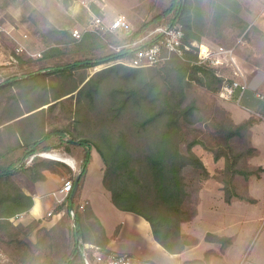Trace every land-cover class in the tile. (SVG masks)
Here are the masks:
<instances>
[{"label":"trees","instance_id":"1","mask_svg":"<svg viewBox=\"0 0 264 264\" xmlns=\"http://www.w3.org/2000/svg\"><path fill=\"white\" fill-rule=\"evenodd\" d=\"M60 1L66 7L74 0ZM249 5L250 0H168L164 8L150 7L152 16L122 37L119 32L82 31L75 38L67 30L48 26L35 32L42 45L39 57L14 53L13 67L22 76L0 83V244L10 264H83V243L110 252L102 225L88 205L80 208L79 203L92 150L101 160V183L111 204L144 219L154 242L169 254L193 244L180 232V224L195 215L187 175L192 178L200 171L201 178L209 177L193 146L209 151L214 161L223 160L217 181L225 203L247 199L235 181L236 177H259L262 172L247 162L255 153L249 142L253 120L234 124L220 106L190 95L193 85L216 93L223 81L213 67L198 62L195 49L186 58L172 56L147 68L116 64L93 74L87 70L131 57L128 50L112 48L138 41L158 26L180 24L187 44L202 39L217 42L227 28L246 38L251 26L242 13ZM203 117L210 129L200 131L202 138L188 141L189 126L201 123ZM57 149L66 154L78 151L76 171L38 156ZM45 170L58 175L62 170L72 183L80 174L73 209L66 197L54 209L63 212L62 220L51 227H38L40 222L34 220L13 224V217L27 213L33 205L32 196L13 177L21 173L35 183L45 180ZM31 229L34 241L26 237ZM206 238L229 243L228 238ZM183 264H207V260Z\"/></svg>","mask_w":264,"mask_h":264},{"label":"rangeland","instance_id":"2","mask_svg":"<svg viewBox=\"0 0 264 264\" xmlns=\"http://www.w3.org/2000/svg\"><path fill=\"white\" fill-rule=\"evenodd\" d=\"M252 1L253 0H250V2ZM261 1L264 3V0ZM57 2L58 0H0V24L5 29V31L1 34L2 36H0V61L9 62L0 67V83H4L8 80L22 76V72L18 70V68L13 67L14 61H12V59H14L15 49L18 46L23 47V49L29 53H36L42 49V45L40 44L35 32L41 31L53 24L59 25L60 23H65V15L58 12ZM99 3L103 8V14L100 16L106 19H103L106 24H109L115 16L123 15L126 21L129 23L130 29L134 30L138 23L152 16L153 13L150 14V7L164 8L168 3V0H99ZM77 4H79V7L83 9L81 5L85 3L78 2ZM88 4L89 0L86 2V5ZM253 10L254 4L250 3L248 10H244L242 13L245 21L251 26L246 38L243 37L244 35L242 36L239 34L237 30L227 28L222 33L220 39L218 40L219 42H212L207 39H202L197 43H210L211 45L221 46L224 48H233L235 58L237 59V64L239 63L241 65L242 63L245 66L246 64L243 62H246L248 64L251 63L254 66H257V64L262 66L264 61H257V58L261 59V57L264 56V37H262L260 32L256 31V28L252 24V21H254L256 17L255 11ZM77 18V23L74 25H76V30L81 33L84 31L85 27H87L88 20L90 21L92 16L89 13L83 11L82 15L79 14ZM117 35L122 37L123 33L119 32ZM192 50L190 52H194ZM109 66L112 65L104 63L89 68L87 71L89 74H93L95 71ZM224 75L225 77H228V80L233 77L229 68L224 72ZM219 90L216 93H210L201 87L193 85L188 91H190V95L197 96L202 100V102H205L210 106L214 104L218 105L224 109L227 114H229L228 108L232 107V104L219 97ZM253 118L252 120L255 119ZM209 126V121L206 119V117H203L201 123L190 125L189 128L192 129V132L189 133L188 141L194 137L202 138L203 136H201L200 131L205 133L210 129ZM204 136L206 135L204 134ZM187 143L188 142H185L181 146L183 152L186 149ZM191 150H193V152L199 156L203 165L208 168L210 173L209 177L205 179L200 177V171H197L192 178H190L189 175L186 177L189 185L191 186L190 194L192 207L195 209V215L190 220L180 224V232L186 236V241H192L193 244L187 245L178 254H169L165 252L158 244L148 240V238L144 236L142 229L138 227V224H140L142 221L140 216L131 214L133 220H128L124 222V225L121 226V244L119 245H122L124 248H132V254H134V256L140 260L149 261L154 264H183L186 261L194 262V260L198 259H206L207 264H248V259L250 258H247V256L249 254L250 248L256 247L255 243L260 237L258 234H256L253 239L250 238L253 232H255L254 230L256 229L255 227L257 226V223L256 221H249L248 226L245 224V221L242 220L241 213L239 211L240 206L236 207L238 202L233 204L232 209H228V205L224 202L223 198V201H219L214 198L211 199L209 197H204V199L200 201L199 192L202 181L209 178L218 182L217 180L220 178L219 170H221L223 167V160L220 159L213 162L211 157L212 154L202 148L200 145L193 146ZM43 153L60 154L64 156V158L70 160L71 166L67 165L69 168L72 167L73 162L74 164L75 162L77 163L76 170L79 167L77 161L78 158L76 157L78 151L76 150H74L71 154H66L62 150L58 149ZM251 161L252 160L249 158L247 160L248 164L250 167H255L251 164ZM100 162L101 160H99L98 155L94 154L90 166L95 167L96 164L99 165ZM60 175L63 178L61 182L69 179L66 173L64 175L61 173ZM261 175L259 180H256V177H250L248 179V196L264 198V169ZM13 178L18 184L23 185L25 181V178L22 174H17ZM99 178L100 176L98 172H91L89 181L92 185V188L96 186ZM248 180H244L241 177H236L235 182L238 184L237 186L239 187V190L242 194H244L243 189L246 187ZM91 191H93V189H91ZM92 196V202H94L93 204H96L95 194L92 193ZM64 200L65 198L63 201ZM82 206L83 204L80 206V208H82ZM97 206V211L99 210V213L103 214L104 217L106 214V217L110 219L113 216L109 213V211H112V213L115 214L120 213L117 212V210H114L116 212H113V210H110L112 208H109L108 211L100 203ZM250 206H253L255 210L249 211H256L258 204L254 205L252 203ZM22 215L23 214H18L13 217L11 219L12 223H20L14 220L18 219ZM72 226H74V220H72ZM113 233H115V229ZM228 233L233 236L234 240L233 246L229 250L228 245L230 242L228 243V241H216L206 238L207 235L228 238ZM74 234L75 232L73 235ZM26 237L34 241L36 237L35 230L33 232L32 229L28 231ZM261 238L262 237H260V239ZM246 244H249V247L247 251L242 253V250L245 248ZM3 250L4 248L0 244V264H10L9 258L7 255H5ZM1 255L2 257L5 256L8 261L4 260L2 262Z\"/></svg>","mask_w":264,"mask_h":264},{"label":"crops","instance_id":"3","mask_svg":"<svg viewBox=\"0 0 264 264\" xmlns=\"http://www.w3.org/2000/svg\"><path fill=\"white\" fill-rule=\"evenodd\" d=\"M78 2H84L85 4L81 5L83 9L79 7ZM87 0H74L71 4L68 6H63L61 1L58 0L57 2V10L59 13L64 14L66 21L65 23H60L59 25H51L57 29H64L71 33L72 30L76 29L77 23V16L79 14L82 15L83 11L89 13L91 16H98L101 17L102 15V6L99 3V0H89V4L86 5ZM251 4H254V10L255 11V19L252 21L253 26L256 28L257 32H260L262 34V37H264V3L261 0H253L250 2ZM91 5H94L95 9L98 10V13L100 15H96L94 10L92 9ZM85 9V10H84ZM102 18V17H101ZM106 20L105 18H102ZM89 22V20H88ZM2 36V35H1ZM19 42V41H18ZM38 53V52H36ZM237 60V59H236ZM264 61V56L261 57V59L257 58V61ZM248 66H244L242 63L240 65V69L243 73L244 80L247 83V91L243 94L241 97V100L237 103L235 100L227 101L228 103H231L232 107L228 108L229 117L231 118L232 122L234 124H240L242 122L247 121L248 119H252L254 116V120L251 124L250 130H249V142L251 146L255 149L254 155L250 158L252 160L251 164L255 167H260L264 169V62L262 63V66H254L251 63L243 62ZM247 67V69H246ZM255 93H259L262 97L256 98ZM234 104V105H233ZM47 105L42 106L41 108H45ZM240 108L239 111L236 108ZM40 109V108H39ZM226 109V108H225ZM94 154H97L94 150L91 152V161L93 160ZM198 156V155H197ZM99 157V156H98ZM199 157V156H198ZM212 157V156H211ZM100 160V158H99ZM213 160V158H212ZM90 161V163H91ZM202 161V160H201ZM214 162V160H213ZM90 163L87 167V172L85 175V178L82 182L81 188H80V194H79V203L82 205L86 204L89 206L91 211L93 212L94 216L97 218L99 223L102 225L104 232L106 236L109 238L108 246L107 248L112 252L117 253H125L133 256L135 259H137L140 262H149V261H143L134 256L132 254L133 249L132 248H124L120 243V235H121V226L124 225V222L128 220H133L132 215L133 213L130 212H123L118 211L110 202V196L109 193L103 188L101 180H102V164L101 162L96 164L95 167L90 166ZM77 163L73 162V168L71 170H76ZM205 167V166H204ZM206 168V167H205ZM207 172L209 173L208 168H206ZM91 172H98L100 178L98 182L96 183V186L92 188L91 183L89 181V176ZM261 172V173H262ZM61 173L64 175V171L61 170ZM21 174V173H19ZM210 174V173H209ZM23 175V174H22ZM43 175L45 177V180L38 181L35 183L30 182L25 175V181L22 184H18L23 192L27 195L32 196L33 205L30 208V210L27 213H24L21 217L14 220L16 222H20L23 225L28 224L31 221H39L40 224L38 227H45L49 228L54 223L61 221L63 217V212H54V209L56 206L62 203V195L58 192V190L61 188L63 179L61 175L51 173L47 170L43 171ZM261 175V174H260ZM262 176V175H261ZM259 177H254L256 180H259ZM17 182V181H16ZM249 180L246 183V187H244V196L247 199H231L229 203H226L228 206V209L233 208V204L238 202L236 207L240 206V213L242 220L245 221V224L248 226L249 221H256L257 226L254 228L255 232L251 235L250 238H254L256 234L258 236L262 237L256 241L255 246L250 248L249 254L247 258L248 264H264V198L263 197H252L248 196L247 187L249 186ZM221 185L220 183L212 180V179H206L202 181L200 186V192H199V198L200 201L204 199V197H209L211 199H217L219 201H223V195L221 191ZM93 189V191H91ZM92 193L95 194L96 197V204H93V196ZM103 205L104 208H106L109 211V208H112L110 210H113V212H116L114 210H117V212L120 213H112V211H109V213L113 216L111 219L105 217L103 214L99 213V210L97 211L98 204ZM258 204V207L256 208V211H249V210H255L253 206H250L251 204ZM108 206V207H107ZM48 218H47V217ZM141 218V217H140ZM141 223L138 224V227L142 229L143 234L148 240L153 241L150 228L148 226V223L141 218ZM110 223V224H109ZM109 224V225H108ZM114 229L116 233L114 232ZM228 239H229V245L228 250L233 246V236L228 233ZM249 247V244H246L245 248L242 250V253L247 251ZM2 257V255H1ZM4 260H7L5 256L2 257V262Z\"/></svg>","mask_w":264,"mask_h":264},{"label":"built area","instance_id":"4","mask_svg":"<svg viewBox=\"0 0 264 264\" xmlns=\"http://www.w3.org/2000/svg\"><path fill=\"white\" fill-rule=\"evenodd\" d=\"M4 31V27L0 24V36ZM84 31L129 33L130 27L123 15L115 16L109 24H106L101 17L92 16ZM71 34L73 37L78 38L80 32L74 29L71 31ZM154 35H157L158 37H156L154 41H150L151 37ZM183 37L184 33L182 26L178 23L170 26H158L138 41L113 47L112 49L116 52L122 49L128 50L132 53V56L129 58L109 61L107 63L109 65L121 64L131 68H143L166 61L172 56L186 58V54L192 49H195L198 62L213 67L216 70V74L223 77L219 90V97L226 101L235 100L238 103L243 94L247 91V83L245 82L243 73L236 62L233 48H224L211 45L210 43H197L196 41L187 44L183 42ZM141 42H146V44L141 48L134 49L135 46ZM22 51L27 52L32 57H39L40 55L39 52L29 53L21 46H18L15 49L16 54ZM12 61H14V59H12ZM7 63L9 62L0 61V67ZM228 68L233 75L230 80L224 75V72L228 70ZM255 97L261 98L262 96L259 93H255ZM46 155L47 153L38 154V156L42 158H48ZM33 157L34 156H31L26 162H30ZM72 185L73 183L70 179L62 182L61 188L58 190L62 195V199L68 197ZM80 254L83 264H154L151 262H140L133 256L125 253L112 251L105 252L99 246L91 243H83Z\"/></svg>","mask_w":264,"mask_h":264},{"label":"water","instance_id":"5","mask_svg":"<svg viewBox=\"0 0 264 264\" xmlns=\"http://www.w3.org/2000/svg\"><path fill=\"white\" fill-rule=\"evenodd\" d=\"M67 142L72 144V145H79V142L77 141H73L71 139H67ZM52 160H55V161H59V162H62L68 166H70L69 164H67L66 162L62 161V160H59V159H53V158H50ZM79 179H80V174L77 173L76 176L74 177V180H73V185H72V189L68 195V202H69V209L72 210L73 209V200H74V196L76 194V191L78 189V186H79ZM74 220V219H73ZM75 240H76V244H78V235L77 233L75 232Z\"/></svg>","mask_w":264,"mask_h":264},{"label":"bare ground","instance_id":"6","mask_svg":"<svg viewBox=\"0 0 264 264\" xmlns=\"http://www.w3.org/2000/svg\"><path fill=\"white\" fill-rule=\"evenodd\" d=\"M48 158H53V159H60V160H64V162H66L67 164H69L71 166L70 160L67 158H64V156L60 155V154H56V153H47L46 155ZM73 167V165H72Z\"/></svg>","mask_w":264,"mask_h":264}]
</instances>
